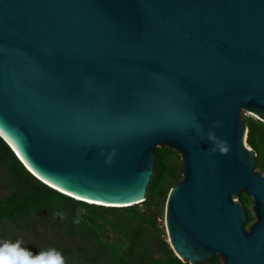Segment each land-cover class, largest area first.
Returning <instances> with one entry per match:
<instances>
[{"label":"water","instance_id":"1","mask_svg":"<svg viewBox=\"0 0 264 264\" xmlns=\"http://www.w3.org/2000/svg\"><path fill=\"white\" fill-rule=\"evenodd\" d=\"M242 110L264 121V0H0V135L42 182L115 207L146 200L155 149H174L166 231L191 264H264Z\"/></svg>","mask_w":264,"mask_h":264},{"label":"trees","instance_id":"2","mask_svg":"<svg viewBox=\"0 0 264 264\" xmlns=\"http://www.w3.org/2000/svg\"><path fill=\"white\" fill-rule=\"evenodd\" d=\"M246 123L247 143L257 151V165L264 170V121L248 117ZM155 156L146 200L105 206L79 200L39 180L0 135V240L22 239L23 247L33 253L55 248L66 264H191L176 255L151 211L154 206L161 211L171 188L183 180V163L169 147H157ZM239 201L251 224L255 220L248 208L251 198L242 193ZM140 204L146 209L140 210ZM198 264H221V256Z\"/></svg>","mask_w":264,"mask_h":264},{"label":"clouds","instance_id":"3","mask_svg":"<svg viewBox=\"0 0 264 264\" xmlns=\"http://www.w3.org/2000/svg\"><path fill=\"white\" fill-rule=\"evenodd\" d=\"M208 136L210 140L214 141L213 151H216V148L219 147L222 154L227 153L228 146L226 142L217 140L212 132H209ZM59 215L63 218L62 214ZM76 223H79V219L76 220ZM0 264H66V262L62 253L55 248L33 253L28 248L23 247L22 239H18L15 242L0 240Z\"/></svg>","mask_w":264,"mask_h":264},{"label":"rangeland","instance_id":"4","mask_svg":"<svg viewBox=\"0 0 264 264\" xmlns=\"http://www.w3.org/2000/svg\"><path fill=\"white\" fill-rule=\"evenodd\" d=\"M242 116H243L245 121H246V119L248 117L253 118V119L261 120L260 117L257 114H255V113H253V112H251L249 110H242ZM177 154L180 156L179 162L182 164L183 162H182L181 155L179 153H177ZM256 167L258 168V170L264 172V170H261V168L258 165H256ZM166 202H167V200L165 201V205H164V207H163V209L161 211H159L158 207H156V206L152 207L151 211L155 215L156 226H158L162 230L163 237L168 239V234H167V231H166V221H165ZM139 207H140V210H145L146 209L145 205H143V204H140ZM248 208L251 210L252 214L255 216V211H254V206H253L252 199H251V203H249V205H248ZM249 225H250V223L246 227L248 228ZM12 228H14V227H12ZM221 264H223V259L222 258H221Z\"/></svg>","mask_w":264,"mask_h":264},{"label":"bare ground","instance_id":"5","mask_svg":"<svg viewBox=\"0 0 264 264\" xmlns=\"http://www.w3.org/2000/svg\"><path fill=\"white\" fill-rule=\"evenodd\" d=\"M11 142V141H10ZM12 143V142H11ZM13 144V143H12ZM14 145V144H13ZM18 151V150H17ZM90 202H92V201H90Z\"/></svg>","mask_w":264,"mask_h":264}]
</instances>
